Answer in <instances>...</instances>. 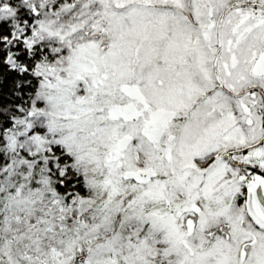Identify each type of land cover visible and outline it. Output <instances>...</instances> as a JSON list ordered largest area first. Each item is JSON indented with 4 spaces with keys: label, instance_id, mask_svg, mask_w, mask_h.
I'll list each match as a JSON object with an SVG mask.
<instances>
[{
    "label": "snow or ice",
    "instance_id": "snow-or-ice-1",
    "mask_svg": "<svg viewBox=\"0 0 264 264\" xmlns=\"http://www.w3.org/2000/svg\"><path fill=\"white\" fill-rule=\"evenodd\" d=\"M0 264H264V0H0Z\"/></svg>",
    "mask_w": 264,
    "mask_h": 264
}]
</instances>
